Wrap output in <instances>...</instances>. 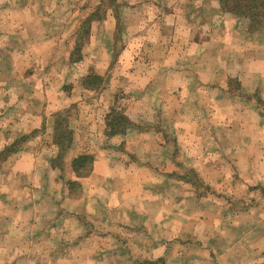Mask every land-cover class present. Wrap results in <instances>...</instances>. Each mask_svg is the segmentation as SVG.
Masks as SVG:
<instances>
[{
	"label": "crops",
	"instance_id": "obj_1",
	"mask_svg": "<svg viewBox=\"0 0 264 264\" xmlns=\"http://www.w3.org/2000/svg\"><path fill=\"white\" fill-rule=\"evenodd\" d=\"M78 1L0 0V264H264V26Z\"/></svg>",
	"mask_w": 264,
	"mask_h": 264
},
{
	"label": "trees",
	"instance_id": "obj_2",
	"mask_svg": "<svg viewBox=\"0 0 264 264\" xmlns=\"http://www.w3.org/2000/svg\"><path fill=\"white\" fill-rule=\"evenodd\" d=\"M223 8L227 11H231L239 16L246 18L249 21V28L250 29H260L264 26V0H219ZM60 115V114H59ZM116 121L114 122L118 130L124 128L123 126L126 123V117L122 113H118L115 115ZM59 127L63 128V124L60 121ZM64 131L60 132L57 131V135L59 137L55 138V142L64 147L66 143V138H64ZM69 136V135H66ZM25 141V137L15 140L5 146L2 150L1 155L3 153H9L13 151H17L20 147L21 143ZM92 162L90 156H80L75 160V169L77 171H83L82 168L85 167Z\"/></svg>",
	"mask_w": 264,
	"mask_h": 264
},
{
	"label": "rangeland",
	"instance_id": "obj_3",
	"mask_svg": "<svg viewBox=\"0 0 264 264\" xmlns=\"http://www.w3.org/2000/svg\"><path fill=\"white\" fill-rule=\"evenodd\" d=\"M90 1H91V0L84 1L85 3H83V4H88V5H89V4H90ZM77 4H79V1H78V0H77ZM46 150H47V149H46Z\"/></svg>",
	"mask_w": 264,
	"mask_h": 264
}]
</instances>
